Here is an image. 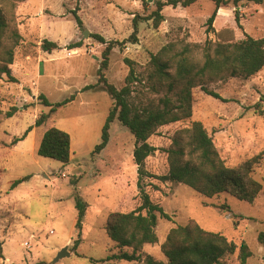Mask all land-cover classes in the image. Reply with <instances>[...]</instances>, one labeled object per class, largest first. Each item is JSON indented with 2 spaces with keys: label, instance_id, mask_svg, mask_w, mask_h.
Listing matches in <instances>:
<instances>
[{
  "label": "rangeland",
  "instance_id": "rangeland-1",
  "mask_svg": "<svg viewBox=\"0 0 264 264\" xmlns=\"http://www.w3.org/2000/svg\"><path fill=\"white\" fill-rule=\"evenodd\" d=\"M156 1L148 0L146 5L143 0H0L8 22L4 43L15 46L16 61L11 69L18 78V82H10L3 75L0 80V264H145L147 255L166 263L161 246L170 229L191 219L237 244L246 241L253 252L246 264H264V243L258 240L264 231V67L250 77L226 76L194 87L192 116L158 127L149 138L158 150L145 160L146 173L140 175L134 162V135L118 119L111 123L106 147L93 153L113 105L110 94L98 83L109 41L116 43L103 72L121 88L134 67L145 78L131 83V99L141 107L156 106L163 96H173L166 86L148 77L151 54L168 43H174L176 50L185 44L198 45L194 54L201 61L206 40L264 36V2L238 0L236 4L229 0L218 9L210 27L208 18L215 10L212 0H197L186 7L166 5L158 26L154 19H147L156 9ZM136 15L140 23L138 39L133 42L128 38ZM15 32L20 35L16 45ZM45 38L57 42L58 48L44 51L41 43ZM77 42H81L79 47L70 48ZM203 88L221 97L207 94ZM40 94L54 104L71 95L75 99L52 110ZM258 102L262 114L257 112ZM14 106L17 110L8 117ZM42 113L49 116L41 125H34ZM193 120L207 128L226 165L261 155L253 176L261 182L262 191L253 203L228 193L206 197L187 185L159 180L157 176L169 169L167 148ZM32 125L19 144H11ZM51 127L71 135L68 163L38 153L43 135ZM27 175V180L11 187L14 179ZM139 178L151 199L170 217H159L158 242L144 245L141 260L107 261V256L119 252L106 233L108 214L129 212L142 203ZM76 191L88 203L80 233ZM65 246L70 254L53 262ZM238 253L225 256L221 264H241Z\"/></svg>",
  "mask_w": 264,
  "mask_h": 264
},
{
  "label": "trees",
  "instance_id": "trees-1",
  "mask_svg": "<svg viewBox=\"0 0 264 264\" xmlns=\"http://www.w3.org/2000/svg\"><path fill=\"white\" fill-rule=\"evenodd\" d=\"M195 1L197 0H157L156 9L149 14L147 19H154V25L158 26L164 19L161 13L164 6L182 5L186 7ZM212 1L215 3V10L208 18L210 27L213 25L218 9L229 2V0ZM249 1L259 4L264 2V0ZM234 2L237 4L238 0ZM143 3L147 5L148 0H143ZM139 17L134 16L133 32L128 38L133 42L138 39ZM76 18L78 22H81L78 16ZM236 21L239 22V14L236 15ZM7 28L8 22L0 5V80L5 75L8 81L18 82V78L13 75L11 69V65L16 61L15 46L7 47L4 43ZM14 37L16 38L14 45H16L20 35L15 32ZM97 37L104 40L101 36L97 35ZM115 43V41L107 43L98 72V83L110 94L113 105L102 128L101 142L96 145L93 153H100L106 147L110 139L111 123L118 119L135 137L133 158L140 175L146 173L145 160L158 150L149 142V138L158 127L192 116L194 87L198 86L201 81H213L226 76L250 77L264 67V36L253 37L246 34L243 39L238 40L224 38L215 41L206 40L201 46V61L194 54L198 45L185 44L176 50L177 46L170 42L157 53L151 54L148 77L156 80L159 86H166L169 93L173 92V96H163L156 106L149 104L138 107L131 99V83L142 81L145 78L139 77L134 67L131 66L125 85L118 88L107 80L103 72L109 65L110 53ZM80 45L81 42L73 43L70 44V48ZM41 47L44 51L51 52L58 48V44L45 38L42 40ZM127 61L130 62L128 59ZM203 89L207 94L216 98L221 97L216 92ZM39 98L45 105L52 106L54 110L57 106L73 101L75 95L55 104L50 102L44 94H40ZM256 107L257 112L262 114L260 102L256 104ZM16 110L17 107L14 106L7 112V116L12 117ZM48 116L49 114L42 113L36 118L34 125H41ZM32 129L33 125L21 136L14 137L11 144L15 145L22 141ZM166 152L169 169L167 173L157 176L161 182L184 184L206 197L228 193L249 203H253L262 191L261 182L253 176L254 164L261 159V155H256L235 166L226 165L215 146L212 135L199 120H193L190 126L179 130ZM38 153L68 163L71 158V135L58 127L49 128L43 135ZM29 177L27 175L14 179L11 187H16ZM142 184L139 178L138 185L141 188L142 203L136 209L129 212L112 211L108 214L105 225L106 233L116 243L119 252L107 256V261L141 260L144 245L158 242L156 227L159 217H170L160 204L151 199ZM74 197L78 210L76 227L80 233L88 203L77 191ZM258 240L264 243V231L259 233ZM161 248L167 262L164 263L147 255L144 259L145 264H221L225 256L233 255L237 250L240 263L246 264L248 258L253 255L246 241L237 244L222 232L205 229L193 219L186 224L171 228Z\"/></svg>",
  "mask_w": 264,
  "mask_h": 264
},
{
  "label": "water",
  "instance_id": "water-1",
  "mask_svg": "<svg viewBox=\"0 0 264 264\" xmlns=\"http://www.w3.org/2000/svg\"><path fill=\"white\" fill-rule=\"evenodd\" d=\"M85 36H87V33H84ZM70 253L68 252L67 246L63 247L60 252L58 253V255L56 256V258L54 259L53 262L58 261L61 257H64L66 255H69Z\"/></svg>",
  "mask_w": 264,
  "mask_h": 264
},
{
  "label": "built area",
  "instance_id": "built-area-1",
  "mask_svg": "<svg viewBox=\"0 0 264 264\" xmlns=\"http://www.w3.org/2000/svg\"><path fill=\"white\" fill-rule=\"evenodd\" d=\"M25 245H27L28 247L30 246V244L28 242H26Z\"/></svg>",
  "mask_w": 264,
  "mask_h": 264
},
{
  "label": "crops",
  "instance_id": "crops-1",
  "mask_svg": "<svg viewBox=\"0 0 264 264\" xmlns=\"http://www.w3.org/2000/svg\"><path fill=\"white\" fill-rule=\"evenodd\" d=\"M19 144V143H18Z\"/></svg>",
  "mask_w": 264,
  "mask_h": 264
}]
</instances>
